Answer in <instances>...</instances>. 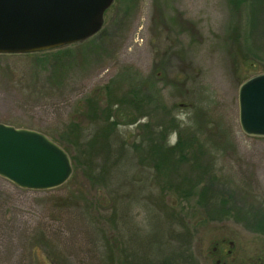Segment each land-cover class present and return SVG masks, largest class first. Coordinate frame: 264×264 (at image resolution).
Wrapping results in <instances>:
<instances>
[{
	"label": "rangeland",
	"instance_id": "rangeland-1",
	"mask_svg": "<svg viewBox=\"0 0 264 264\" xmlns=\"http://www.w3.org/2000/svg\"><path fill=\"white\" fill-rule=\"evenodd\" d=\"M36 54L0 55V124L60 142L72 123L99 130L89 100L105 109L114 95L153 99L112 112L106 174L102 155L83 147L68 152L80 161L58 189L0 177V264H264V138L243 133L238 102L264 73V0H115L98 34ZM164 108L179 124L169 146L179 132L195 141L188 162L159 172L142 125L168 122ZM203 188L229 201L227 214H210Z\"/></svg>",
	"mask_w": 264,
	"mask_h": 264
},
{
	"label": "water",
	"instance_id": "water-1",
	"mask_svg": "<svg viewBox=\"0 0 264 264\" xmlns=\"http://www.w3.org/2000/svg\"><path fill=\"white\" fill-rule=\"evenodd\" d=\"M115 0H0V55L52 51L86 41L104 27ZM244 134L264 138V73L239 89ZM74 173L69 153L47 135L0 124V177L24 190L51 191Z\"/></svg>",
	"mask_w": 264,
	"mask_h": 264
},
{
	"label": "trees",
	"instance_id": "trees-1",
	"mask_svg": "<svg viewBox=\"0 0 264 264\" xmlns=\"http://www.w3.org/2000/svg\"><path fill=\"white\" fill-rule=\"evenodd\" d=\"M37 55L38 54H28L26 56L37 58ZM60 80L61 79H52L54 84L59 83ZM107 89L108 92L110 93L112 92V89H110L109 87ZM152 99H153V93H151V95H144V96H141L137 93H133L130 96L127 95V96H119V97L117 95H114L111 100V103L109 104V107L105 109H100L96 101L89 100L87 101V110L85 115L90 120H93L94 123H97L98 126L97 129L99 130L95 134L94 133L89 134L88 136L85 135L83 129H81V127L78 124L72 123L71 125L67 126L66 131L64 133L65 137L64 136L61 137L60 138L61 141L60 142L57 141L56 143L59 144L61 147H63L69 153L72 151L79 152L84 147L87 149V152L84 155H87V153H89V159L93 158L94 152H99L102 155L101 157L103 160V167L105 166L103 174H106L108 172V169H113L109 156L112 154V152H114L116 143L114 140L115 138L113 139L112 134L115 133V131L118 129L119 126V123L117 121H112L113 118L112 112L115 111L114 112L115 114L124 112L123 110H121L122 108L123 109L129 108L134 112H138L141 109H144L145 106H150L148 104L151 103ZM124 106L126 107L124 108ZM163 110L165 111L164 116L168 120V122L167 121L166 123L161 122L158 125H154L153 128H151V126L148 124L142 125L144 130H147L151 135V138L149 140L150 144L146 149L150 154L149 157L151 161H154L155 168L159 172L162 171L161 169H164V171H166V169L170 167L171 164L173 166V169H176L179 163L188 162L189 161V158L187 157L188 156L187 153L189 149L188 146L192 141H195V139L191 135L185 136L179 132L177 142L174 145L169 146L168 136L172 134L174 131L175 132L177 131L179 124H177L176 118L169 112V110H166L165 108ZM142 114L140 113V115ZM82 139L85 142L84 145H82ZM134 147L135 149H139L138 145ZM198 150L201 151L200 149ZM124 152L125 150H121L122 154H124ZM71 157H72V161L74 162L73 167L76 169V166L79 164L80 161V154L78 156L73 155ZM124 157H122V159H124ZM194 158L195 160L198 159L196 155L194 156ZM192 185H193L192 187L195 186L194 184ZM187 195L188 194L185 193L184 195H182V197L186 199ZM199 197H200V203L208 206L210 209V214L213 216H215L216 214L217 215L227 214L228 210L230 209L229 201L223 197L219 198L218 201L215 202L213 199V194L208 188H203L200 191ZM211 200H213L215 203H213V201ZM174 211H175L174 209H172L171 212L167 211L169 219L175 218L176 214ZM259 228L264 230V226L262 225V223L259 224ZM185 234L186 233L180 234L179 235L180 238L183 239L185 236H187L188 232L186 235ZM183 253H185V251H183L182 249L181 254ZM189 261L190 264H193L192 259L190 260L189 258Z\"/></svg>",
	"mask_w": 264,
	"mask_h": 264
}]
</instances>
